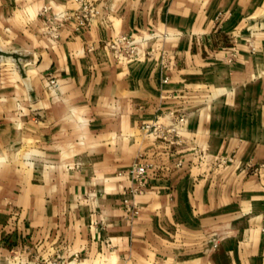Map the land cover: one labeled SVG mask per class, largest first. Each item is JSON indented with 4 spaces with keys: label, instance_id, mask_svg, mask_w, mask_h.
I'll use <instances>...</instances> for the list:
<instances>
[{
    "label": "crops",
    "instance_id": "1",
    "mask_svg": "<svg viewBox=\"0 0 264 264\" xmlns=\"http://www.w3.org/2000/svg\"><path fill=\"white\" fill-rule=\"evenodd\" d=\"M90 1L0 0V264H264V0Z\"/></svg>",
    "mask_w": 264,
    "mask_h": 264
},
{
    "label": "built area",
    "instance_id": "2",
    "mask_svg": "<svg viewBox=\"0 0 264 264\" xmlns=\"http://www.w3.org/2000/svg\"><path fill=\"white\" fill-rule=\"evenodd\" d=\"M75 1L79 4L78 10L74 14L69 11L63 12V14L61 15L62 20L54 28L53 34L55 36H58V30L56 28H58V26L62 23V21L71 17L72 15L76 16L81 23L89 22L95 17L100 15L99 6L95 2L90 0H75ZM48 8L49 6L47 5L46 7H44L43 11H47ZM55 18L58 17L55 15ZM106 44L111 49L112 53L115 56H118L120 54H126L132 57L137 52V45L134 43L132 39V35L127 32H121L118 35L111 37L109 40H107ZM48 83L53 88H56L58 86L57 79L54 76L49 77ZM183 119H184L183 117L180 118V120ZM142 127L148 131L149 130L154 131L156 129L155 126L150 123H146ZM148 166L149 164L143 161L135 162L134 164L131 165L128 173L135 181V184L126 190V193H128V195L140 194L146 189L145 178L148 172ZM128 195L124 197L123 204H125V208L127 211L133 214H137L139 210L136 207V204L133 203V201H131Z\"/></svg>",
    "mask_w": 264,
    "mask_h": 264
},
{
    "label": "rangeland",
    "instance_id": "3",
    "mask_svg": "<svg viewBox=\"0 0 264 264\" xmlns=\"http://www.w3.org/2000/svg\"><path fill=\"white\" fill-rule=\"evenodd\" d=\"M1 49H0V61L1 62H5L11 59V55L8 51H6L8 49V47L4 46V45H0ZM9 50V49H8ZM19 56V55H17Z\"/></svg>",
    "mask_w": 264,
    "mask_h": 264
}]
</instances>
